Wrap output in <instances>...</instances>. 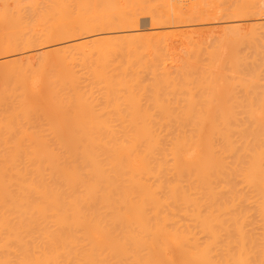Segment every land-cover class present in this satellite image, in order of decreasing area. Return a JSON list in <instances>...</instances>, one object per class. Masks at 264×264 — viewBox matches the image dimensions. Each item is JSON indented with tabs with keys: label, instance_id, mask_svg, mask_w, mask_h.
<instances>
[{
	"label": "bare ground",
	"instance_id": "6f19581e",
	"mask_svg": "<svg viewBox=\"0 0 264 264\" xmlns=\"http://www.w3.org/2000/svg\"><path fill=\"white\" fill-rule=\"evenodd\" d=\"M154 1L0 0V264H264V0Z\"/></svg>",
	"mask_w": 264,
	"mask_h": 264
},
{
	"label": "rangeland",
	"instance_id": "374dc122",
	"mask_svg": "<svg viewBox=\"0 0 264 264\" xmlns=\"http://www.w3.org/2000/svg\"><path fill=\"white\" fill-rule=\"evenodd\" d=\"M152 1V0H151ZM159 1V2H157ZM155 0L152 2L153 4L160 3L162 0ZM164 1V0H163ZM162 1V3H163ZM173 3H175L177 6L182 7L185 10L191 9L192 7L196 6L200 11L203 12L202 16L199 19H195L194 21L187 22V23H180L178 29L175 27L173 28V31H175L176 35L172 39H170L169 47L170 51L173 53V56L175 57V61L173 62L175 65L179 63V56L184 55L186 52L189 43L188 39H192L193 42H195V45H197L201 51L202 54L205 56L206 51L208 49H212L213 46L219 45L222 47L223 50V58L220 61L215 62L219 67L223 64V61L226 60L231 53V48L227 44L228 37L231 33L229 29L226 28V24L224 21L226 19L220 18L217 14H214V10L216 9V4H210L207 5L206 0H170ZM159 4H157L158 6ZM161 4V7H163ZM160 7V5H159ZM160 7V8H161ZM191 13V12H190ZM256 17V16H255ZM253 18V19H252ZM258 18V16L256 17ZM254 17H248V20H251L250 22H255ZM259 19V18H258ZM138 27L140 32L145 36V38L152 37L151 34L153 33V25L152 20L149 16H141L139 19ZM229 21V18L227 19ZM226 20V21H227ZM246 20V18H245ZM257 20V19H256ZM173 27V26H172ZM248 27L243 25L241 28V31L243 34L247 33ZM264 30V28L262 29ZM106 33V32H104ZM84 35V34H83ZM86 36V35H84ZM83 37V36H82ZM40 48V47H39ZM38 48V49H39ZM241 52L247 53L248 52V45L242 44L240 46ZM36 50V49H35ZM21 51V50H20ZM19 51V52H20ZM26 50H23L24 52ZM32 51V50H31ZM19 52H14L12 55L17 53L16 55H19ZM28 51L24 52L27 53ZM21 54V52H20ZM9 56V54H7ZM23 55H21L23 57ZM5 57V55H2ZM18 56V57H21ZM7 57V56H6ZM2 58V57H0ZM237 95H243V92L241 90L235 89L234 90Z\"/></svg>",
	"mask_w": 264,
	"mask_h": 264
}]
</instances>
